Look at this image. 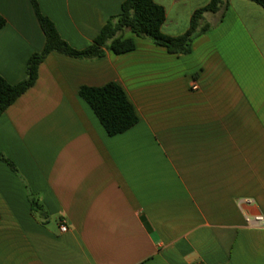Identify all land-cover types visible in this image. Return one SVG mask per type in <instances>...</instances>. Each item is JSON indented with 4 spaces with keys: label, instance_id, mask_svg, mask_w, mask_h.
<instances>
[{
    "label": "crops",
    "instance_id": "obj_1",
    "mask_svg": "<svg viewBox=\"0 0 264 264\" xmlns=\"http://www.w3.org/2000/svg\"><path fill=\"white\" fill-rule=\"evenodd\" d=\"M124 1L38 3L82 50ZM154 1L169 36L210 2ZM0 14V75L18 84L46 36L31 0H0ZM204 22L188 55L127 33L133 52L46 58L0 116V153L17 168L0 160V264H264V228L247 223L264 216V9L229 0ZM110 82L140 118L116 136L80 96Z\"/></svg>",
    "mask_w": 264,
    "mask_h": 264
},
{
    "label": "trees",
    "instance_id": "obj_2",
    "mask_svg": "<svg viewBox=\"0 0 264 264\" xmlns=\"http://www.w3.org/2000/svg\"><path fill=\"white\" fill-rule=\"evenodd\" d=\"M229 0H210L196 10L191 18L189 29L182 35L169 36L163 32L167 13L165 7L154 0H125L118 15L109 19L92 45L79 50L64 40L55 23L45 16L38 0H31L40 26L46 36V44L41 52L35 53L28 62L27 76L18 84H10L0 75V116L3 115L22 95L31 89L38 79L39 68L46 58L56 52L80 60H96L105 56L107 51L122 55L136 50V42L126 37L131 32L139 38L148 39L164 47L173 55H188L192 52L194 40L209 32L213 26L204 22L206 14H218ZM264 9V0H249ZM6 25V19L0 14V30ZM80 96L91 106L106 132L110 136L123 134L136 126L140 118L124 88L110 82L101 87L84 86ZM0 160L13 170L17 168L12 161L0 153ZM34 210L40 208L38 200L31 195Z\"/></svg>",
    "mask_w": 264,
    "mask_h": 264
},
{
    "label": "built area",
    "instance_id": "obj_3",
    "mask_svg": "<svg viewBox=\"0 0 264 264\" xmlns=\"http://www.w3.org/2000/svg\"><path fill=\"white\" fill-rule=\"evenodd\" d=\"M194 89H198V87L195 86ZM247 223L251 227L264 228V216L263 215H257L255 217H247ZM60 229H61L62 232H67L68 231V227H67V225L65 223H63L60 226Z\"/></svg>",
    "mask_w": 264,
    "mask_h": 264
},
{
    "label": "rangeland",
    "instance_id": "obj_4",
    "mask_svg": "<svg viewBox=\"0 0 264 264\" xmlns=\"http://www.w3.org/2000/svg\"><path fill=\"white\" fill-rule=\"evenodd\" d=\"M209 17H211V16H209ZM127 33H131V32H127ZM127 33H126V34H127Z\"/></svg>",
    "mask_w": 264,
    "mask_h": 264
}]
</instances>
